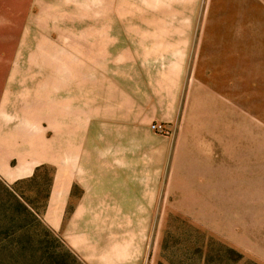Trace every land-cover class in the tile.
Listing matches in <instances>:
<instances>
[{
    "label": "rangeland",
    "instance_id": "1",
    "mask_svg": "<svg viewBox=\"0 0 264 264\" xmlns=\"http://www.w3.org/2000/svg\"><path fill=\"white\" fill-rule=\"evenodd\" d=\"M0 27V264L132 234L143 264H264V0H0ZM78 207L117 219L81 225L90 263Z\"/></svg>",
    "mask_w": 264,
    "mask_h": 264
},
{
    "label": "crops",
    "instance_id": "2",
    "mask_svg": "<svg viewBox=\"0 0 264 264\" xmlns=\"http://www.w3.org/2000/svg\"><path fill=\"white\" fill-rule=\"evenodd\" d=\"M6 29L0 27V33L5 32ZM6 42L2 39L0 34V48L3 43ZM10 47H14L15 44L10 40ZM117 219H112L111 217L105 215H99L97 212L89 211L88 207H78L77 210L73 213L70 219V246L76 252V254L82 258L85 262L90 263L91 260L88 259V254L84 250L89 239H87L86 232L81 229L83 223H109L114 222ZM77 225V226H76ZM73 235H76L77 238H73ZM128 239L123 240H110L106 244H101V247L112 249L115 252L113 256H105L102 259L101 264H143L144 262V251L143 244L136 237L135 234L129 236ZM96 247V246H94ZM97 254L94 255V262L96 261ZM111 258V259H110ZM90 261V262H89Z\"/></svg>",
    "mask_w": 264,
    "mask_h": 264
},
{
    "label": "built area",
    "instance_id": "3",
    "mask_svg": "<svg viewBox=\"0 0 264 264\" xmlns=\"http://www.w3.org/2000/svg\"><path fill=\"white\" fill-rule=\"evenodd\" d=\"M158 127L157 126H154V129H157Z\"/></svg>",
    "mask_w": 264,
    "mask_h": 264
}]
</instances>
